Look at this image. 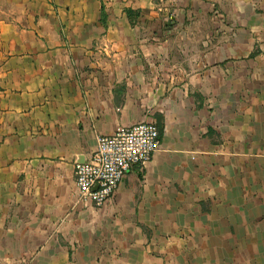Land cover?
I'll list each match as a JSON object with an SVG mask.
<instances>
[{
    "label": "crops",
    "instance_id": "obj_1",
    "mask_svg": "<svg viewBox=\"0 0 264 264\" xmlns=\"http://www.w3.org/2000/svg\"><path fill=\"white\" fill-rule=\"evenodd\" d=\"M261 69L264 0H0V264H264ZM142 121L152 159L81 202Z\"/></svg>",
    "mask_w": 264,
    "mask_h": 264
},
{
    "label": "built area",
    "instance_id": "obj_2",
    "mask_svg": "<svg viewBox=\"0 0 264 264\" xmlns=\"http://www.w3.org/2000/svg\"><path fill=\"white\" fill-rule=\"evenodd\" d=\"M159 147L160 134L153 122H138L112 135L98 136L89 157L74 167L79 200L102 207L132 167L148 163Z\"/></svg>",
    "mask_w": 264,
    "mask_h": 264
},
{
    "label": "rangeland",
    "instance_id": "obj_3",
    "mask_svg": "<svg viewBox=\"0 0 264 264\" xmlns=\"http://www.w3.org/2000/svg\"><path fill=\"white\" fill-rule=\"evenodd\" d=\"M262 68V67H261ZM246 70H248V69H246ZM261 82H260V84L257 86V87H254V88H252V89H249V91H257V90H260V91H262L263 90V88H264V69H261ZM260 87V88H259ZM243 90H246V88L245 89H243Z\"/></svg>",
    "mask_w": 264,
    "mask_h": 264
},
{
    "label": "trees",
    "instance_id": "obj_4",
    "mask_svg": "<svg viewBox=\"0 0 264 264\" xmlns=\"http://www.w3.org/2000/svg\"><path fill=\"white\" fill-rule=\"evenodd\" d=\"M252 56H254V53H253V54H251V57H252ZM157 128H158V127H157ZM158 131H159V133H160V127L158 128Z\"/></svg>",
    "mask_w": 264,
    "mask_h": 264
}]
</instances>
